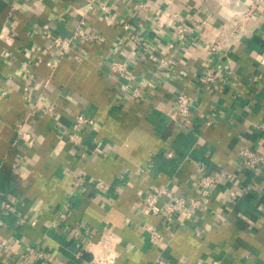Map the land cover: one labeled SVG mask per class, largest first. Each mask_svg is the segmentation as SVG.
Segmentation results:
<instances>
[{"label":"crops","instance_id":"0c3cea01","mask_svg":"<svg viewBox=\"0 0 264 264\" xmlns=\"http://www.w3.org/2000/svg\"><path fill=\"white\" fill-rule=\"evenodd\" d=\"M247 1L0 0V264H94L89 242L115 264H264V0L246 31L222 32ZM82 22L94 39L49 46ZM79 115L93 122L75 130ZM205 175L217 182L193 217L146 212L152 187L198 197Z\"/></svg>","mask_w":264,"mask_h":264},{"label":"built area","instance_id":"2783aa9c","mask_svg":"<svg viewBox=\"0 0 264 264\" xmlns=\"http://www.w3.org/2000/svg\"><path fill=\"white\" fill-rule=\"evenodd\" d=\"M263 0H248L244 3V8L237 10L235 12L236 17L234 19H228L223 25V31L226 37L230 36H239L242 32L246 31L245 24L252 17L254 12L257 11L260 3ZM98 7L104 10L106 13L111 12V6L106 2H100ZM206 23V21H203ZM124 27L126 29L130 28V24L125 22ZM191 31V27L185 23H180L176 26L175 32L178 39L186 40ZM135 34L132 35V39H135ZM79 38L85 40H92L95 38V34L88 30L85 23L82 22L70 36H53L51 42L49 43L50 47L57 49L59 54L64 55L69 49H71L75 41ZM223 43L228 44L226 40L223 39ZM221 47V42L214 43L210 46V51H217ZM165 61L162 60L160 66ZM58 59L52 62V66H56ZM110 70L113 75L119 77H126L129 65L125 60L114 59L110 64ZM213 75H206L202 78L205 82H212L214 80ZM224 79V78H223ZM149 86H152L151 82H148ZM130 85V84H129ZM126 84L125 88H130ZM132 95L135 97H140L142 95V88L139 86L132 87ZM177 108L174 112V117H183L189 122V117L193 109V97L186 92H179L176 96ZM55 107H50V111H53ZM84 122H93V119L87 118L84 115H79L76 117L73 128L76 130ZM18 134L22 135L23 138L32 142L31 134L26 131L25 128L19 127ZM72 137L76 136L74 132ZM242 156L244 157V162L249 166L255 168L262 160L263 157L255 153L254 151L246 148L241 151ZM217 179L213 175H205L200 179L199 183V196L187 197L184 194L177 193V191L169 186L157 187L154 186L147 192L143 197L144 208L147 213L150 214H164L165 218L169 222H173L177 214H183L186 217H193L197 212L202 209L206 203V199L211 194L214 185L216 184ZM65 214H62V217H65ZM151 236L153 238L160 237V233L155 229L151 231ZM105 246V249H104ZM86 249L90 250L93 253V263L94 264H115L118 258V253L115 248H110V244H103L102 248L94 250L91 247L89 242L86 245ZM32 255L43 256V251H38L35 248L31 249Z\"/></svg>","mask_w":264,"mask_h":264}]
</instances>
